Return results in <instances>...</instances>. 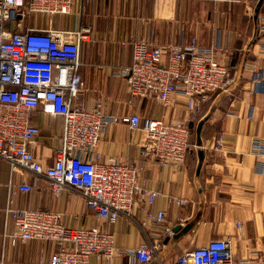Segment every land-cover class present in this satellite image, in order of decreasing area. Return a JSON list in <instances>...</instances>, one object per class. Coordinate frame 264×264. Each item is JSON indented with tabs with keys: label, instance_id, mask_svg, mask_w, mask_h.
Instances as JSON below:
<instances>
[{
	"label": "crops",
	"instance_id": "crops-1",
	"mask_svg": "<svg viewBox=\"0 0 264 264\" xmlns=\"http://www.w3.org/2000/svg\"><path fill=\"white\" fill-rule=\"evenodd\" d=\"M263 24L264 0H75L70 14L45 18L46 28L86 29L77 86L87 101L101 99L108 113L119 117L138 114L169 122L187 121L196 139L184 169L179 170L141 152L145 141L141 131H131L123 122L106 129L97 148L100 159L136 162L143 167L145 185L165 194L152 205L146 201L136 205L132 212L137 222L126 216L114 223L97 219L81 194L64 190L55 195L44 178L32 191H20L17 186L33 184L34 175L23 171L12 174L9 163L0 158V264H48L57 247L53 241L12 244L5 238L4 215L10 193L16 208L61 213L64 224L71 228L96 225L110 231L120 249L136 248L152 241V235L160 236L165 246L159 258L147 264H174L181 254L211 239L230 241L234 263L253 264L264 259V156L254 147L255 140L264 139V88L255 80L264 68ZM193 37L202 47L220 44L228 49L219 57L229 64L234 79L229 90L214 93L195 113L189 111L182 92L174 94L168 105L131 96L127 80L118 71L132 62L135 41L166 46ZM33 122L41 133L31 149L49 164L61 146L63 118L39 109ZM200 122L201 142L197 144ZM218 138L223 149L215 148ZM170 196L184 198L187 203L178 207L169 201ZM145 210L165 211L174 233L164 237L160 229H143L138 219ZM178 225L191 228L176 232ZM90 264L146 263L119 255L110 260L92 256Z\"/></svg>",
	"mask_w": 264,
	"mask_h": 264
},
{
	"label": "built area",
	"instance_id": "built-area-1",
	"mask_svg": "<svg viewBox=\"0 0 264 264\" xmlns=\"http://www.w3.org/2000/svg\"><path fill=\"white\" fill-rule=\"evenodd\" d=\"M74 2L0 0V158L9 163L12 174L34 175L33 184L17 186L20 191H32L44 178L55 195L64 190L81 194L97 219L114 223L126 216L137 222L132 212L135 206L144 201L152 205L165 194L145 185L143 167L136 162L100 159L97 148L104 132L111 124L126 123L131 131L144 134L141 152L145 156L182 170L193 147L191 129L187 121L138 114L119 117L108 113L103 100H86L77 86L86 29L65 31L44 25L47 17L70 14ZM260 31L264 33V24ZM261 47L264 51V42ZM219 53L227 54L228 49L220 44L202 47L195 37L166 46H152L140 39L133 44L132 62L118 74L127 80L131 96L168 105L174 94L182 92L189 111L195 113L214 93L227 91L234 83L229 64L221 61ZM255 80L264 88V68ZM39 109L62 116L64 122L61 146L49 164L31 149L41 133L33 122ZM254 147L264 156V139L255 140ZM215 148L223 149L221 138ZM12 197L10 193L5 208V238L12 244L55 242L48 264H90L92 256L110 260L119 255L147 264L157 260L165 246L160 236L152 235V241L139 247L120 249L114 234L100 226L71 228L61 213L16 208ZM168 199L178 207L187 203L180 197ZM138 220L143 229H160L164 237L174 233L165 211L145 210ZM230 245L228 239H211L181 254L174 264H239L231 258ZM253 264H264V259Z\"/></svg>",
	"mask_w": 264,
	"mask_h": 264
},
{
	"label": "water",
	"instance_id": "water-1",
	"mask_svg": "<svg viewBox=\"0 0 264 264\" xmlns=\"http://www.w3.org/2000/svg\"><path fill=\"white\" fill-rule=\"evenodd\" d=\"M193 125V123H191ZM202 126H203V122H200L198 124V127H197V144H200V139H201V130H202ZM191 228V225H187L186 227H184L183 229L181 228L180 225L176 226L175 227V231L178 232L180 230L186 232L187 230H189Z\"/></svg>",
	"mask_w": 264,
	"mask_h": 264
},
{
	"label": "rangeland",
	"instance_id": "rangeland-1",
	"mask_svg": "<svg viewBox=\"0 0 264 264\" xmlns=\"http://www.w3.org/2000/svg\"><path fill=\"white\" fill-rule=\"evenodd\" d=\"M192 134H193V136L191 137V139H192V142H193V146H194V142H195V132L194 131H192Z\"/></svg>",
	"mask_w": 264,
	"mask_h": 264
},
{
	"label": "trees",
	"instance_id": "trees-1",
	"mask_svg": "<svg viewBox=\"0 0 264 264\" xmlns=\"http://www.w3.org/2000/svg\"><path fill=\"white\" fill-rule=\"evenodd\" d=\"M193 136V134H192V131H191V137ZM192 140V139H191Z\"/></svg>",
	"mask_w": 264,
	"mask_h": 264
}]
</instances>
